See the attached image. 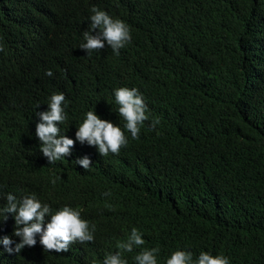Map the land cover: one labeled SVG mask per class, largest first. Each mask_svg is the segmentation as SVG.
<instances>
[{
  "label": "trees",
  "instance_id": "obj_1",
  "mask_svg": "<svg viewBox=\"0 0 264 264\" xmlns=\"http://www.w3.org/2000/svg\"><path fill=\"white\" fill-rule=\"evenodd\" d=\"M94 7L128 26L118 55L106 42L80 48ZM0 46V238L21 239L2 211L8 194L94 226L93 241L64 252L39 235L19 254L0 243V264H103L117 252L136 264L152 248L157 264L176 250L264 264V0H0ZM124 87L146 105L136 139L115 99ZM54 93L74 145L50 164L36 113ZM88 111L124 131L118 154L76 138ZM86 157L88 169L76 163ZM133 228L145 243L127 252Z\"/></svg>",
  "mask_w": 264,
  "mask_h": 264
},
{
  "label": "clouds",
  "instance_id": "obj_2",
  "mask_svg": "<svg viewBox=\"0 0 264 264\" xmlns=\"http://www.w3.org/2000/svg\"><path fill=\"white\" fill-rule=\"evenodd\" d=\"M94 13L91 16L90 30L83 33L86 43L80 45V48L91 53L92 50L103 49L105 42L118 55L119 49L123 48L131 40L128 26L119 19H113L105 11L92 8ZM98 30L93 35V31ZM0 51L3 47L0 46ZM48 76L53 73L48 71ZM115 99L119 105V114L125 119V128L131 133L132 138H138L140 127L145 120L146 105L142 95L135 88H118L115 91ZM65 96L63 93H54L50 97L48 111L38 112L41 122L36 125V135L42 142L41 152L48 158L49 163H54L61 157L70 154V148L74 145V140L66 135L60 134L59 125L66 119L64 107ZM159 123L158 119L153 122V126ZM76 138L83 143L85 140L89 145L98 146L101 155H107L109 152L118 154L121 147L127 144V138L124 131L119 126L107 120H101L95 111H88L75 133ZM88 169L92 161L89 158L76 161ZM54 183V181H53ZM3 213H12L15 220L13 235L20 237V242L11 245L14 241L9 236L0 238V243L4 245L9 253L19 254L25 246H35L36 236L40 237V244L45 250L64 252L68 251L69 246L77 241L91 242L94 240V226L89 230V224L81 219L80 211L70 206H63L54 213L47 204H42L35 194L24 196L17 200V197L7 195V207ZM48 214L51 219L45 225V215ZM7 220V215L4 216ZM145 242L137 229L133 228L131 236L126 243L119 245L121 249L127 252L133 251L134 246H141ZM158 248L144 249L135 256L136 264H157L156 254ZM103 264H127L121 254H109L105 257ZM166 264H229L227 257L221 255H211L207 252H201L198 258L193 259L190 251L176 250L167 259Z\"/></svg>",
  "mask_w": 264,
  "mask_h": 264
}]
</instances>
